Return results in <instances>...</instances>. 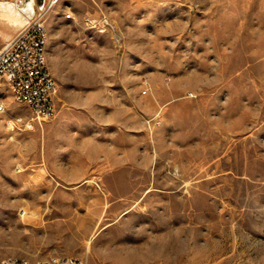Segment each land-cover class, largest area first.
I'll use <instances>...</instances> for the list:
<instances>
[{
	"label": "rangeland",
	"instance_id": "1",
	"mask_svg": "<svg viewBox=\"0 0 264 264\" xmlns=\"http://www.w3.org/2000/svg\"><path fill=\"white\" fill-rule=\"evenodd\" d=\"M49 1L55 116L8 128L30 110L0 84V259L40 257L27 251L55 243L61 253L51 255L86 264H264V0ZM19 7L0 5V44L24 25ZM77 67L90 77L69 79ZM78 83L131 107L140 100L150 147L117 178L143 186L106 189L116 181L107 172H56L50 140L71 130L47 124L60 120V86ZM75 224L77 234L55 232Z\"/></svg>",
	"mask_w": 264,
	"mask_h": 264
},
{
	"label": "crops",
	"instance_id": "2",
	"mask_svg": "<svg viewBox=\"0 0 264 264\" xmlns=\"http://www.w3.org/2000/svg\"><path fill=\"white\" fill-rule=\"evenodd\" d=\"M93 1L97 5L109 3V0ZM87 10L93 9L87 8ZM72 58L73 64L86 62V58L82 56L75 55ZM96 75L99 76L98 73ZM60 77L58 79L63 81L66 79V74ZM89 77L90 72L83 67H77L71 71L68 78L78 81L87 80ZM64 85L60 86L57 95V98H61L64 102V106L58 109L60 120L47 124L51 130H57L58 125L61 129L71 130V133L63 131L64 136L59 140L51 139L47 149L48 155H54L53 167L56 168L58 175L71 177L88 174L89 171L107 172L116 181L106 182V189L143 186L138 181L134 182L135 184H127L126 181H119L120 178H117V174L125 171L120 169L122 166L143 163L141 158L136 160L133 158L139 156L136 155L138 150L150 147L148 137L143 131L142 114L138 110L141 106L140 100L137 98L131 107L125 105L122 99L117 102L118 98L107 96L105 86L98 87L91 94L88 89L85 90L83 83L74 86L72 92H67ZM116 103L119 106L116 107ZM73 111L76 113L75 118L69 115ZM133 127L138 130H134ZM145 142H147L146 146ZM49 161L52 162L50 159ZM27 252L40 257L61 253L58 252L55 243L41 247L33 244Z\"/></svg>",
	"mask_w": 264,
	"mask_h": 264
},
{
	"label": "built area",
	"instance_id": "3",
	"mask_svg": "<svg viewBox=\"0 0 264 264\" xmlns=\"http://www.w3.org/2000/svg\"><path fill=\"white\" fill-rule=\"evenodd\" d=\"M50 5L47 2L45 11ZM45 11H39L28 19L8 41L0 44V84L9 87L14 100L24 103L30 115H16L8 120V128L31 129L36 123L55 116L57 83L47 64L46 46L48 30L44 22ZM90 28L98 27L90 16L84 18ZM107 23V21L104 19ZM4 105L0 104V110ZM0 264H86L74 255H50L29 257L9 255Z\"/></svg>",
	"mask_w": 264,
	"mask_h": 264
},
{
	"label": "water",
	"instance_id": "4",
	"mask_svg": "<svg viewBox=\"0 0 264 264\" xmlns=\"http://www.w3.org/2000/svg\"><path fill=\"white\" fill-rule=\"evenodd\" d=\"M47 1L48 0H23V5L19 7L18 10L20 11V13H23L26 15L24 25L28 19L35 17V15L39 13V11H45ZM8 2L9 0H0L1 7H3L5 10L11 9L13 11H16L11 4L8 6L7 4ZM35 6L38 9L37 12H36Z\"/></svg>",
	"mask_w": 264,
	"mask_h": 264
},
{
	"label": "bare ground",
	"instance_id": "5",
	"mask_svg": "<svg viewBox=\"0 0 264 264\" xmlns=\"http://www.w3.org/2000/svg\"><path fill=\"white\" fill-rule=\"evenodd\" d=\"M7 4H8V6L11 4V5L14 7V9H16V7H19V6H20V3L17 2V1H14V0H9V2H8ZM23 212H25V211H23ZM23 212H22V214H23ZM80 223H83V222H80ZM79 225H80V224H79ZM67 228H68V227H67ZM80 230H81V229H80V226H78V224H75V225H73V226L70 225V226H69V230H67V229L63 226V228H59L58 230L56 229L55 232L57 233L58 236L62 237L63 234H64V235L69 234V233H75V234H77V233L81 232ZM63 231H66V232L63 233ZM129 257L131 258V257H134V256H132V255L130 254ZM135 257L138 258L139 255H136Z\"/></svg>",
	"mask_w": 264,
	"mask_h": 264
}]
</instances>
